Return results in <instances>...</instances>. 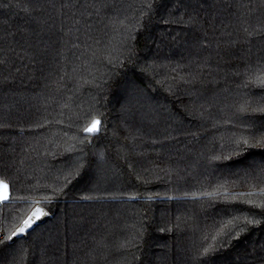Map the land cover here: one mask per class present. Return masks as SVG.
Wrapping results in <instances>:
<instances>
[{
	"label": "trees",
	"instance_id": "trees-1",
	"mask_svg": "<svg viewBox=\"0 0 264 264\" xmlns=\"http://www.w3.org/2000/svg\"><path fill=\"white\" fill-rule=\"evenodd\" d=\"M258 76L261 0H0V264H264Z\"/></svg>",
	"mask_w": 264,
	"mask_h": 264
},
{
	"label": "snow or ice",
	"instance_id": "snow-or-ice-1",
	"mask_svg": "<svg viewBox=\"0 0 264 264\" xmlns=\"http://www.w3.org/2000/svg\"><path fill=\"white\" fill-rule=\"evenodd\" d=\"M261 3H264V0H261ZM247 31V29H245ZM257 83H259L261 86H264V76H258L257 77ZM264 111V109H262ZM101 124V121L99 119H93L91 124L84 129V131L88 134H95L99 131V126ZM243 143L245 145L248 144V140H243ZM8 185L3 181L0 180V203H3L4 201L8 200ZM47 213L43 211L42 208L36 207L28 216L26 219L22 221V225L18 227L15 231H12L9 235L6 236L7 240H12L15 237L25 234L28 229L32 228V226L36 223V221L40 220L42 217L46 216ZM247 223H252L251 220L247 221ZM243 229H240L242 231ZM234 239L239 238V232H235L232 236ZM5 239L4 236H0V241H3Z\"/></svg>",
	"mask_w": 264,
	"mask_h": 264
},
{
	"label": "water",
	"instance_id": "water-1",
	"mask_svg": "<svg viewBox=\"0 0 264 264\" xmlns=\"http://www.w3.org/2000/svg\"><path fill=\"white\" fill-rule=\"evenodd\" d=\"M36 207H40V206H36ZM36 207H34V208L32 209V211H33ZM40 208H42V207H40ZM42 209H43L44 212L47 213V215L44 216V217H42L40 220L36 221V223L32 226V228L28 229L27 232H26L25 234L19 235V236L15 237L14 239L10 240L9 242H10L11 244L14 243V242H15L16 240H18V239L25 238L26 235H27V233H29L30 231H32L36 226L41 225V224L45 223L46 221H48V220L50 219V215L48 214V212H47L44 208H42ZM32 211H31V212H32ZM31 212H30V213H31ZM30 213H29V214H30ZM29 214H28V215H29ZM26 218H27V217H26ZM26 218H25V219H26ZM21 225H22V223L19 225V227H20Z\"/></svg>",
	"mask_w": 264,
	"mask_h": 264
}]
</instances>
